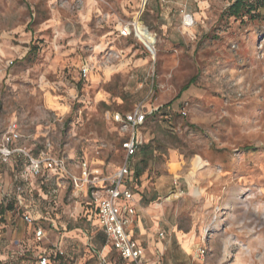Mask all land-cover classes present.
<instances>
[{"label":"rangeland","instance_id":"obj_1","mask_svg":"<svg viewBox=\"0 0 264 264\" xmlns=\"http://www.w3.org/2000/svg\"><path fill=\"white\" fill-rule=\"evenodd\" d=\"M232 1L0 0V135L16 122L34 156L107 181L125 160L112 113L154 109L128 164L159 264H264V9L234 17ZM25 162L0 160V264H39L54 245L50 264H130L67 180L23 182L26 223L13 179Z\"/></svg>","mask_w":264,"mask_h":264},{"label":"built area","instance_id":"obj_2","mask_svg":"<svg viewBox=\"0 0 264 264\" xmlns=\"http://www.w3.org/2000/svg\"><path fill=\"white\" fill-rule=\"evenodd\" d=\"M190 21L192 22L191 18ZM189 24L188 22H186ZM121 34L130 33L129 28L120 30ZM83 74L88 71L83 67ZM154 109L147 111L137 105L126 112L116 111L112 113V120L117 123L125 134L121 146L125 153V160L107 181H98L97 175L90 173L86 163L79 164V174L73 173L68 161L61 155H52L48 152L34 156L23 146L20 141L22 134L16 122H10L7 129L0 135V160L7 162L12 156H22L25 159L24 166L15 174V197L19 207L24 206L23 182L28 178L39 179L48 182L49 178L62 177L69 181L78 192L88 191L89 211L87 219L95 220L103 229L109 246L124 260L132 264H157L149 263L145 259V248L134 232V220L136 208L132 200L136 191L134 174L128 164L138 146V134L136 129L143 123L145 115ZM101 182V183H98ZM135 184L133 187L132 185ZM22 218L28 224L34 223L30 212L24 209ZM34 234L37 241L45 237V232L40 225L35 226ZM162 236V232L159 233ZM62 254L60 245H54L48 250L38 252L39 264H49L51 254ZM203 248H197L196 255L201 256Z\"/></svg>","mask_w":264,"mask_h":264},{"label":"crops","instance_id":"obj_3","mask_svg":"<svg viewBox=\"0 0 264 264\" xmlns=\"http://www.w3.org/2000/svg\"><path fill=\"white\" fill-rule=\"evenodd\" d=\"M69 160V159H68ZM68 162H70V161H68ZM119 168V167H118ZM117 168V169H118ZM131 168V167H130ZM116 169V170H117ZM131 170L133 171V168H131ZM0 177H2V179H3V181H4V185L6 184V185H8L9 183H10V181H9V176L5 173V172H3V173H1L0 174ZM15 177V174L13 175V179H15L14 178ZM52 179H53V184H54V186H56V187H60L61 186V181H63V180H66V179H64V178H62V177H52ZM37 180H39V179H35V178H28V179H26L25 181H24V183L26 182L27 184L28 183H30L31 181L32 182H36ZM3 181H1V182H3ZM39 182L40 183H38V184H43L42 183V181H40L39 180ZM47 182V181H46ZM31 184V183H30ZM5 188H6V190H8V187H6L5 186ZM137 188V187H136ZM55 190V189H54ZM83 195H84V197H86L87 199H86V201H85V207L83 208V212H84V216L85 217H87V213H88V211H89V205H88V200H89V196H88V191L87 190H85L84 191V193H83ZM136 195H138L137 193H136V191H135V193H134V197H133V200H132V202H133V204L135 205V208H136V215H135V220H134V227H135V231H136V236H137V238L142 242V245L144 246V248H145V259L147 260V262H149V263H157V264H159L157 261H155V260H151L148 256H147V249H149V243L150 242H152V244H154L155 242H154V239H151L150 240V237H151V235L150 234H148L147 233V231H146V229L144 228V226H143V222L141 221V218H140V216H139V213H138V208H137V203H138V199L135 197ZM15 204H16V206H18L17 205V203H16V201H15ZM25 206V207H24ZM24 206L23 207H21V208H23V210L24 209H27L29 212H30V210L27 208V206L25 205V203H24ZM19 207V206H18ZM145 236L146 235V237L145 238H142L141 236ZM146 240V241H145ZM147 241H148V245H147ZM157 245V244H156ZM158 246H156V248H157ZM158 251V250H157Z\"/></svg>","mask_w":264,"mask_h":264},{"label":"trees","instance_id":"obj_4","mask_svg":"<svg viewBox=\"0 0 264 264\" xmlns=\"http://www.w3.org/2000/svg\"><path fill=\"white\" fill-rule=\"evenodd\" d=\"M247 1L248 0H233L229 5H228V10H229V14L230 15H233L234 17H237V16H239L240 15V9L242 8V7H244V8H246V12H251L253 9H257V8H259V7H261V8H263L264 9V0H253L254 2L253 3H251V4H248L247 3ZM255 14H257V15H262V18H264V12L263 13H261L260 11H257V13H255ZM188 87V83L187 84H185L184 86H183V89H185V88H187ZM137 148H139L138 146H137ZM137 150V149H136ZM133 174H134V177L135 176H137L138 174H139V172H138V170H134L133 169ZM135 179V178H134ZM135 181V180H134ZM18 183V181L17 180H15V184H17ZM86 220L87 221H89V222H91L92 224H94V225H96V226H98L99 228H100V231L103 233V236H104V238H103V243H102V245H104L105 244V242H107V239H106V235H105V233H104V231H103V229L96 223V221L95 220H89V219H87V217H86ZM133 230H134V232L136 233V229H135V227L133 228ZM114 250V249H113ZM115 251V250H114ZM56 255V254H55ZM51 256H52V254H51ZM119 256V255H118ZM55 257V256H54ZM120 257V256H119ZM121 258V257H120ZM122 259V258H121ZM50 260H51V257H50ZM122 260H124V259H122ZM127 261V260H126ZM129 262V261H128ZM130 264H132L131 262H129ZM50 264V263H49Z\"/></svg>","mask_w":264,"mask_h":264},{"label":"water","instance_id":"obj_5","mask_svg":"<svg viewBox=\"0 0 264 264\" xmlns=\"http://www.w3.org/2000/svg\"><path fill=\"white\" fill-rule=\"evenodd\" d=\"M149 49V48H148ZM150 50V49H149ZM152 52V50H150Z\"/></svg>","mask_w":264,"mask_h":264},{"label":"bare ground","instance_id":"obj_6","mask_svg":"<svg viewBox=\"0 0 264 264\" xmlns=\"http://www.w3.org/2000/svg\"><path fill=\"white\" fill-rule=\"evenodd\" d=\"M135 23H136V21H135Z\"/></svg>","mask_w":264,"mask_h":264}]
</instances>
